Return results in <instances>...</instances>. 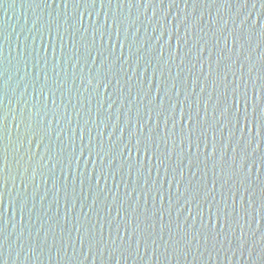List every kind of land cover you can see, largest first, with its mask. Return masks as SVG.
Returning a JSON list of instances; mask_svg holds the SVG:
<instances>
[{
	"label": "water",
	"instance_id": "95a60500",
	"mask_svg": "<svg viewBox=\"0 0 264 264\" xmlns=\"http://www.w3.org/2000/svg\"><path fill=\"white\" fill-rule=\"evenodd\" d=\"M261 21L260 0H248L246 7L236 0L231 6L224 0H97L94 9L74 0L67 7L64 0L51 6L47 0H0V111L7 117L2 143L8 177L0 189L6 223L0 259L5 264H260L264 130L250 125L249 133L245 127L244 136L255 137L256 150L248 149L244 173L251 172L244 187L239 173L224 185L208 157L215 147L216 159L223 153L231 163L235 149L237 162L244 163L239 160L243 144H236L239 126L221 116L223 93L225 84L228 91L239 84L253 104L261 102L257 94L264 70L258 55L264 47H256L257 36L241 51L233 39ZM101 71L104 75L97 76ZM197 111L200 117L207 114L206 122L195 124ZM190 126L196 128L191 148ZM28 127L33 131L26 136ZM141 128L142 138L152 136L159 148L153 145L147 154L133 148L125 162L118 152L130 139L136 143ZM109 142L120 144L115 160L105 156ZM168 150L171 160L159 165L153 152L168 155ZM97 152L105 156L103 165ZM129 164L135 165L131 175ZM213 188L207 195V201L215 198L212 212L223 210L227 199L229 239L215 245L193 241L176 256L170 248L165 252L159 241L162 225L165 240L169 228L202 235L208 231L203 225L220 230L224 222L215 216L209 221L205 200ZM152 224L158 250L149 239L147 251L143 242L139 253L112 251L109 236L115 239L117 229L125 240L131 237L135 249L139 233ZM80 225L94 226L96 238L103 234L108 247L82 248ZM241 227L243 246L237 243Z\"/></svg>",
	"mask_w": 264,
	"mask_h": 264
},
{
	"label": "snow or ice",
	"instance_id": "6c2138e0",
	"mask_svg": "<svg viewBox=\"0 0 264 264\" xmlns=\"http://www.w3.org/2000/svg\"><path fill=\"white\" fill-rule=\"evenodd\" d=\"M54 2L55 0H47V5L51 6V4ZM96 2L97 0H74V3H76L77 6H79V4L81 3L85 5L91 4L93 9L95 8ZM107 2L111 4L112 0H107ZM224 2L227 3L229 6H231L232 4V0H224ZM67 3H68V0H64L65 7H67ZM101 3H104V0H101ZM236 3L240 4L242 7H246L248 4V0H236ZM260 3H261V8H264V0H260ZM254 6L255 5L253 3V7ZM85 10L87 11V8ZM83 15L84 13H80L81 18L83 17ZM89 15H91V13H89ZM113 22L116 23L115 20ZM103 36H104V33L100 32L101 40L103 39ZM257 36L259 37V42L256 44V47L257 48L264 47V21H261L259 25H257V23H251L249 27L244 28L241 31V33L234 36L233 39L234 41L239 43L240 50L243 51L244 44L245 43L251 44L253 40H256ZM93 42L95 43V34L93 35ZM101 54L102 52L99 53V55ZM247 59L250 61L251 56H248ZM258 59L261 65V69L264 70V52H260V54L258 55ZM254 64H255V61H254ZM251 71L252 69L250 68L249 73H251ZM103 75H104L103 71L97 74V76H103ZM95 78L96 77H94V79ZM104 78H106V76ZM226 79L227 77L225 76L224 80ZM249 79H251V76H249ZM259 79L262 82L261 83V93L257 94V97L259 101L261 102L256 103V104L252 103V100L249 97L246 87H245V90L241 92L240 85L236 84L235 86L231 88V91H228V86L226 84L224 85L225 90H224L223 95L225 99H224V107H223V111L221 112V116H226L229 122L233 124L234 128L236 126H239V132L241 133V136L239 139H236V144H237V147H239L241 143L243 144V152L239 153V160L244 161V163L237 162V154L235 152V149L233 150V155L230 158L231 163L228 162L229 158L225 160L223 153H221V155L219 156V159L217 160L216 159V148L215 147L213 148V151L209 154L208 158L214 161L213 167L219 169L218 175L221 176V178L223 179L224 185L229 184V182L232 180V177L234 175H237L238 173L242 174L239 180L240 187H244L245 183L250 179L251 169H249L248 173H244V168L247 165V160L249 158L248 149H252L253 152H255L256 150L255 148L252 147L255 137H250L246 139L244 136V130H245V127H247L250 133L251 128L248 127L250 125H256L260 129L264 130V71L261 72ZM89 82L91 83V81ZM0 91H2V85H0ZM43 91L44 89L42 88L41 92ZM250 107H251V112L249 111ZM257 109H259L258 112H257ZM197 117L199 119L195 121V124H200L201 120L205 122L207 121V114H205L204 117H200L199 111H197ZM6 119L7 117L3 114L2 111H0V189H3L8 179V177L5 175V170L7 167L5 163L7 159L5 155L6 148L3 146V143H2L3 124ZM192 119H193L192 116L189 115L188 120L192 121ZM241 125H244V127H241ZM165 126H167V121L165 122ZM19 127L20 125H17V128ZM173 128H175L174 119H173ZM32 131L33 130L30 127H28L25 132V135L28 136ZM40 131H44V129H40ZM195 132H196L195 126H190L188 128L187 139L189 140L190 148L192 144V139L195 136ZM234 135H235V132L230 133V137ZM142 137H143V130L141 128V131L139 135L137 136L136 143L134 145L132 144V141L130 139L127 144H124L123 149H120V144L109 142L110 149H109V152L105 154V156L109 157L111 160H115L117 150L120 149L118 152L119 157H122L123 158L122 160H124L125 162H128L131 160L133 148H135L137 153L143 150L145 154L152 151L153 145H155L157 149L159 148V144L153 139L152 136H148L146 138H142ZM169 139L170 137L164 138L163 143L165 145H168ZM182 144H183V140L181 141V145ZM172 145L173 147H175L176 145L175 140H172ZM258 146L259 145H257V147ZM198 147L199 145L197 144V148ZM125 150L128 153V157L124 156ZM181 152H183V150H181ZM168 153H169L168 155H165V153L156 155V153L153 152V157L158 161L159 165L163 166L165 164V160H171L172 158V155L169 150H168ZM82 155L83 153L81 154V156ZM96 155L100 160V164L103 165L105 156H101L99 152H97ZM89 156H91V152L89 153ZM162 156L164 157L163 159L161 158ZM153 157H149V160H151ZM78 159L79 158H77V160ZM262 163H264V161H262ZM133 168H135V165L129 164V175L132 174ZM142 168H143V164L141 163V168L136 169L138 175L141 174ZM165 173L167 174V168H165ZM182 173L183 171L181 170V175ZM157 174H159V169H157ZM148 175L149 176L151 175V168L148 169ZM102 176H103V172L101 171L100 176L97 178L98 185H99V179ZM172 180H175L174 176ZM171 183L172 181L170 180L169 181L170 186H171ZM206 187L207 186L205 185V188ZM238 190L239 189H237V191ZM244 190L245 192H247L248 188H245ZM214 191H215L214 188L211 190H208V192H206L205 194V200L206 202L209 203V213H210L209 221L211 222L213 216H215L218 221L223 220L224 223L223 225H221L220 230L217 231L215 225H213L212 227H209L208 225H203V227L207 228L208 231L202 235L200 232L191 233L179 227L177 231L173 233L171 229L169 228L168 238L167 240H165L164 235H163L164 226L162 225L161 234L159 236V241L163 242L162 246L165 252H167L170 248L172 254L176 256L178 254H184L188 249H190L193 241L199 242L202 239L205 244L212 243L213 245H215L216 243L227 241L229 239L227 233H225L224 231V225L230 226V221L232 219L231 213L227 211L229 207L227 203V199L224 198L225 208L223 210L217 208L216 212H212L211 205L215 198L213 197V201H207V195ZM235 195L236 193H233V205H232L233 211H235ZM197 196H199V193L193 196V199H196ZM161 199L163 200V197H161ZM3 201H4V194H3V191H0V204H3ZM249 203H251V197H249ZM159 215L162 221L163 220L162 210L159 211ZM5 226H6V223L4 220V212H0V248L3 247V244L5 243V239H6L4 237ZM136 227L138 229L139 224H137ZM148 227H151L152 229L151 232H147ZM81 229H83V232H81ZM93 229H94V226L89 227L86 225H80V227L76 228L77 236L81 243L82 248L83 246L86 245L89 252H91L94 248H101V245L104 246L103 248H107L108 244L104 240L103 234H101L100 238L97 239ZM125 231H127V229H125ZM134 234H135V230H134ZM69 238L71 237L69 236ZM109 238L111 239L112 251L114 253L119 252L121 256H123L125 253H127L128 255H131L133 252L139 253L141 242H143L145 246V251H147V249L149 248V245H148L149 239H151V242H152L151 246L153 245L156 246V250H158V248L161 246L160 244H158L157 239L155 238V224H152L150 226L146 225L145 230H142L139 233V238L136 240L135 249H133L132 247L131 237H129L128 240H125L123 236H120L119 229H117V235L115 239H112L111 234ZM117 239L121 241L119 245L116 244ZM245 242H246L245 233L243 231V227H241V234H240V237L238 238L237 243L240 244V246H243ZM261 243H264V233L261 234ZM125 245L127 246L125 247ZM0 255H2V253H0ZM259 259H260V264H264V249L261 250V255ZM0 264H5V260L0 259ZM117 264H119L118 261H117Z\"/></svg>",
	"mask_w": 264,
	"mask_h": 264
}]
</instances>
